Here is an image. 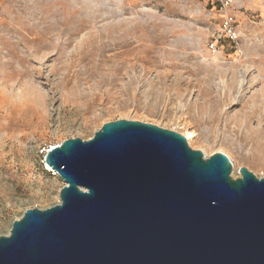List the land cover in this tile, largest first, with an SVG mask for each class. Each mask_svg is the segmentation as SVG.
I'll return each mask as SVG.
<instances>
[{
    "label": "rangeland",
    "instance_id": "1",
    "mask_svg": "<svg viewBox=\"0 0 264 264\" xmlns=\"http://www.w3.org/2000/svg\"><path fill=\"white\" fill-rule=\"evenodd\" d=\"M116 120L264 178V0H0V236L59 204L47 150Z\"/></svg>",
    "mask_w": 264,
    "mask_h": 264
},
{
    "label": "water",
    "instance_id": "2",
    "mask_svg": "<svg viewBox=\"0 0 264 264\" xmlns=\"http://www.w3.org/2000/svg\"><path fill=\"white\" fill-rule=\"evenodd\" d=\"M59 204L0 236V264H264V178L136 121L49 148Z\"/></svg>",
    "mask_w": 264,
    "mask_h": 264
},
{
    "label": "built area",
    "instance_id": "3",
    "mask_svg": "<svg viewBox=\"0 0 264 264\" xmlns=\"http://www.w3.org/2000/svg\"><path fill=\"white\" fill-rule=\"evenodd\" d=\"M225 36H222L223 37H226L228 38L229 41H231L233 44H234V40H235V34L232 30V26L228 23L225 24Z\"/></svg>",
    "mask_w": 264,
    "mask_h": 264
},
{
    "label": "bare ground",
    "instance_id": "4",
    "mask_svg": "<svg viewBox=\"0 0 264 264\" xmlns=\"http://www.w3.org/2000/svg\"><path fill=\"white\" fill-rule=\"evenodd\" d=\"M183 136H184L188 141L191 140V138H192V134H190V133H185ZM52 147H53V146H52ZM52 147H51V148H52ZM54 147H55V146H54ZM10 168H11V167L9 166L8 169H10ZM44 169L47 170V171H50V172L52 171V170H51V169H50L45 163H44Z\"/></svg>",
    "mask_w": 264,
    "mask_h": 264
},
{
    "label": "trees",
    "instance_id": "5",
    "mask_svg": "<svg viewBox=\"0 0 264 264\" xmlns=\"http://www.w3.org/2000/svg\"><path fill=\"white\" fill-rule=\"evenodd\" d=\"M222 39H223V40H219V41H220V42H222V41H228V43H229L231 46H234V44H233L231 41H229L228 38L223 37Z\"/></svg>",
    "mask_w": 264,
    "mask_h": 264
}]
</instances>
